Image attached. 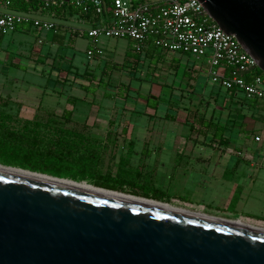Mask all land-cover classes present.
<instances>
[{
    "label": "rangeland",
    "instance_id": "obj_1",
    "mask_svg": "<svg viewBox=\"0 0 264 264\" xmlns=\"http://www.w3.org/2000/svg\"><path fill=\"white\" fill-rule=\"evenodd\" d=\"M0 12L10 10L2 7ZM64 32L74 37L73 28ZM38 33L20 27L0 45L9 52L0 53L7 57L5 66L0 63L5 69L0 76L6 79L0 84V121L7 130L35 136L42 144L55 140L59 130L72 133L80 140L82 157L35 166L38 160L33 157L0 153V163L64 180L84 179L90 185L100 176L126 171L123 186H116L121 193L264 228V143L251 141L264 130V102L231 97L212 84L203 57L150 44L134 53L129 40L104 38L99 44L104 56L93 61L85 57L91 45L82 38L49 48L57 51L45 52L48 47L42 46L40 53H33ZM71 53L81 67L65 59ZM11 63L20 65L14 67L17 71ZM23 66L37 74L18 76ZM81 83L88 89H81ZM148 98L156 101V109L146 104ZM65 111L71 112L67 122L62 118ZM203 113L224 126L225 144L212 141V130L196 123L193 115ZM90 154L95 161L87 158ZM234 161L241 172L239 188L232 193L234 170L230 172L229 165ZM220 163L229 167L224 176H205L204 171Z\"/></svg>",
    "mask_w": 264,
    "mask_h": 264
},
{
    "label": "water",
    "instance_id": "obj_2",
    "mask_svg": "<svg viewBox=\"0 0 264 264\" xmlns=\"http://www.w3.org/2000/svg\"><path fill=\"white\" fill-rule=\"evenodd\" d=\"M197 1L264 74V0ZM217 220L0 170V264H264V233Z\"/></svg>",
    "mask_w": 264,
    "mask_h": 264
},
{
    "label": "built area",
    "instance_id": "obj_3",
    "mask_svg": "<svg viewBox=\"0 0 264 264\" xmlns=\"http://www.w3.org/2000/svg\"><path fill=\"white\" fill-rule=\"evenodd\" d=\"M44 8L71 7L90 15L89 27L78 31L85 35L91 47L86 57L104 56L101 39H127L131 50L141 53L148 44L168 52L205 58L212 84L242 95L248 100L264 102V74L236 38L225 34L203 10L197 0H72L45 1ZM39 13L0 12V35L28 25L38 32L62 30L52 22L35 17ZM34 15V16H33ZM53 17V15H51ZM77 19L72 17L70 19ZM41 44V40L37 42ZM251 141L264 143V130L253 135Z\"/></svg>",
    "mask_w": 264,
    "mask_h": 264
},
{
    "label": "trees",
    "instance_id": "obj_4",
    "mask_svg": "<svg viewBox=\"0 0 264 264\" xmlns=\"http://www.w3.org/2000/svg\"><path fill=\"white\" fill-rule=\"evenodd\" d=\"M109 2V0H106ZM0 7H4L13 12H20V13H47L49 15H53V17L58 18L63 21H67L72 17H76L77 19H84V20H91L92 18L90 15L81 14L79 11L71 8V7H62L60 8H44V3L38 0H0ZM26 27H29L28 25ZM2 40V35H0V43ZM147 46V45H146ZM90 48H88L89 50ZM143 51V50H142ZM93 59H97V56H94ZM86 74V72H84ZM256 75H263V73L256 69ZM70 78V77H69ZM73 80L72 78H70ZM88 85L81 83L80 88L87 90ZM231 97H234V93L232 91H227ZM146 104L150 106L152 109H156L157 103L155 100L148 98L146 100ZM196 123L203 128L212 130V137L211 140L214 142H218L219 144H225L226 141L223 139V133L225 131L224 126L220 125L218 122H214L213 120H207L205 118L204 113L200 116L193 115ZM71 112L65 111L62 114V118L64 122L70 120ZM192 130V126L190 127ZM58 137L51 141L48 144H42L39 142L37 137H27L23 135V132L20 134H16L7 130L5 127L4 121H0V153H4L8 157H17L22 156L25 160L29 157H33L37 159V163L35 166H41L42 162H73L79 160L82 156L78 154V142L75 136H72V133H67L62 130L58 131ZM74 135V134H73ZM77 141V142H76ZM87 158L94 160L92 154L88 155ZM95 161V160H94ZM1 166L4 167H11L26 170L33 173L43 174L50 177L58 178V179H67L58 176H51L36 169H28L24 166L15 165L11 162H4L0 163ZM34 167V166H33ZM128 172L120 171L114 177H110L108 174L100 176L99 182L94 181L91 185L97 188L115 191L121 193L116 186H123V177L126 176ZM73 182H84V179H69ZM132 196H136L131 194ZM142 198V196H136ZM147 199V198H144ZM158 201V200H157ZM260 224V223H256Z\"/></svg>",
    "mask_w": 264,
    "mask_h": 264
},
{
    "label": "crops",
    "instance_id": "obj_5",
    "mask_svg": "<svg viewBox=\"0 0 264 264\" xmlns=\"http://www.w3.org/2000/svg\"><path fill=\"white\" fill-rule=\"evenodd\" d=\"M2 7H0V9H1ZM38 15L40 16V17H47V18H39L38 17ZM37 18H39L40 20H43V21H48V22H52V23H55V24H57V25H63V27H71V28H73V31H74V37H69V34L68 33H65L64 32V30H65V28H62V27H60L62 30H60V31H58L57 33H55V34H53L51 31H47V32H40V33H38V35L36 34L35 36H36V46L34 47V51H32L33 53H40L39 52V50L41 49L40 47H42V46H46V47H48V49H46L45 50V52L46 51H49V52H52V51H57V50H59V49H49V48H52V47H56V48H58V47H60L61 45L63 46V47H65V46H67L68 45V43L71 41V39L72 38H74V42L78 39V38H82V39H85V41H87V38H86V36L85 35H83V36H78V31L80 30V31H83V30H85V29H87L88 27H89V23H88V21L87 20H84V19H69V20H67V21H63V20H60V19H58V18H55V17H52L51 15H49V14H47V13H41V14H36L35 15ZM52 18V19H51ZM87 25H88V27H87ZM27 25H24V26H18L17 28H24V27H26ZM16 28V29H17ZM15 29V30H16ZM14 30V31H15ZM13 31V32H14ZM12 32H10V33H7V34H5V35H3L2 36V40H1V43H0V45H3V42H4V37L6 36V35H9V34H11ZM39 40H41V44H37V42L39 41ZM1 47L2 46H0V53L1 54H5V55H7L6 54V52L5 51H7V53H9L8 52V50H6V49H1ZM73 50H75V49H73ZM88 50V48L86 49V51ZM86 51H85V57H86ZM0 54V63L1 64H3V66H5V61L7 60V57H4L3 55H1ZM11 54V53H10ZM66 58L65 59H68V62H72V64H73V66H76V67H81L82 65L78 62L79 60H77V58L75 57V54H70V55H68V56H65ZM9 59V58H8ZM86 59L89 61H93L94 59H88L87 57H86ZM13 65V69H14V67H20V65H16L15 63L14 64H10V66H12ZM23 67H26V66H23ZM98 67H99V64H98ZM4 71L5 69H4V67H3V69H0V71ZM15 71H17L16 69H14ZM36 69H34V68H28V67H26L25 68V71L23 72V73H20V72H17V74H18V76L20 75V77L22 76H26V75H32V74H37L36 73V71H35ZM10 76V75H9ZM14 76V75H13ZM1 78H0V84H4L5 83V78H4V76L2 75V76H0ZM5 79V80H4ZM48 80V79H47ZM46 80V81H47ZM230 172H232L233 170H234V172H232L231 174H233L234 173V175H231L230 177H231V179L233 180V183H231V187L232 186H234V189L233 190H230V191H232V193L233 192H236L237 190H238V188H239V185H238V183H239V175L238 174H240V170H238L239 169V167H240V165L239 164H236V162L234 161V162H232L230 165ZM238 168V169H237ZM227 170H229V167L227 166V164H221L220 163V165L218 166V167H215V169H213V168H211V167H209L208 168V172H207V170L206 171H204L203 173H205V176L206 177H211V178H214V179H217V180H219L218 179V176L220 175V172L221 173H223L222 174V176H224L226 173H227ZM222 176H221V178H222ZM235 179V180H234Z\"/></svg>",
    "mask_w": 264,
    "mask_h": 264
},
{
    "label": "bare ground",
    "instance_id": "obj_6",
    "mask_svg": "<svg viewBox=\"0 0 264 264\" xmlns=\"http://www.w3.org/2000/svg\"><path fill=\"white\" fill-rule=\"evenodd\" d=\"M0 170L7 171V172H10V173H13V174H16V175H20V176H24V177H29V178H32V179H35V180L44 181V182H47V183L58 184V185L69 187V188H74V189H79V190H83V191L93 192V193H97V194L107 195V196L116 197V198H120V199H125V200L134 201V202H139V203H143V204L154 205V206H158V207H161V208H164V209H168V210H172V211H176V212H180V213H184V214H188V215H192V216H197V217H201V218H204V219H213L214 218V217L212 218V216H208V215H206V214H204L202 212L201 213H193V212H190V211H186V210H183V209L176 208L175 206L170 205V204H167L166 206H163V205H158V204H155V203L144 202V201H141L139 199L130 198V197L125 196L126 194H124V193H119V192L108 193V192H105V191L97 190V189H94L95 188L94 186H92V185H90V184H88L86 182L77 183V182H73V181H70V180L58 181V180H54V179H50V178H46V177H42V176H38V175H31V174L20 172V171H17V170L4 169V168H1V167H0ZM218 219H221V218H218ZM217 221L228 223V224L233 225V226H237V227H241V228H245V229H249V230H253V231L264 233V228H262L260 226L252 225V224H249V223H245L243 221H240L239 219H236V220L221 219V220H217Z\"/></svg>",
    "mask_w": 264,
    "mask_h": 264
}]
</instances>
